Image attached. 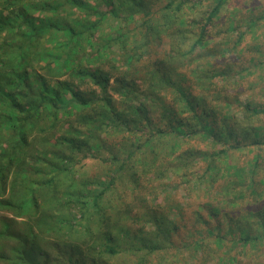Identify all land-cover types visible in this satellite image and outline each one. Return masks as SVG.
<instances>
[{"label": "trees", "instance_id": "trees-1", "mask_svg": "<svg viewBox=\"0 0 264 264\" xmlns=\"http://www.w3.org/2000/svg\"><path fill=\"white\" fill-rule=\"evenodd\" d=\"M0 263L264 264V0H0Z\"/></svg>", "mask_w": 264, "mask_h": 264}, {"label": "rangeland", "instance_id": "rangeland-1", "mask_svg": "<svg viewBox=\"0 0 264 264\" xmlns=\"http://www.w3.org/2000/svg\"><path fill=\"white\" fill-rule=\"evenodd\" d=\"M84 170L88 171V172H92L94 170V166H92L91 164H89L88 166L84 167ZM2 264V263H0Z\"/></svg>", "mask_w": 264, "mask_h": 264}]
</instances>
